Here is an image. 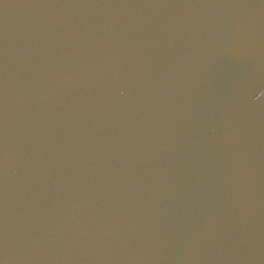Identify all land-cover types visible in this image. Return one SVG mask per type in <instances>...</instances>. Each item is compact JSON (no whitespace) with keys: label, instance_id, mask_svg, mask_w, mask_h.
Returning a JSON list of instances; mask_svg holds the SVG:
<instances>
[{"label":"water","instance_id":"95a60500","mask_svg":"<svg viewBox=\"0 0 264 264\" xmlns=\"http://www.w3.org/2000/svg\"><path fill=\"white\" fill-rule=\"evenodd\" d=\"M0 264H264V0H0Z\"/></svg>","mask_w":264,"mask_h":264}]
</instances>
